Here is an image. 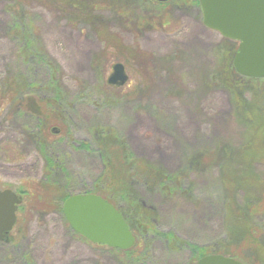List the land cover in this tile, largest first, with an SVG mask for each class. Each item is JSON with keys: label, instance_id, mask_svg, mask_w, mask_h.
Returning <instances> with one entry per match:
<instances>
[{"label": "rangeland", "instance_id": "obj_1", "mask_svg": "<svg viewBox=\"0 0 264 264\" xmlns=\"http://www.w3.org/2000/svg\"><path fill=\"white\" fill-rule=\"evenodd\" d=\"M10 1L0 0V82L19 73L24 75L32 68L29 63L20 61L17 44L7 37L10 18L6 6ZM26 11L40 37L43 56L48 58L52 71L58 74L67 91L76 93L84 89L82 85L97 84L92 59L103 45L95 32L87 26H73L60 14L36 4L26 7ZM172 14L169 28L151 27L138 35L128 30L122 32L111 21V29L121 35L123 44L148 53L156 66L145 68L152 75L151 83L145 87L146 71L137 62V65L134 62L124 65L122 58L115 56L105 62L102 73L106 81L116 63L124 65L129 81L116 91L115 95L122 100L115 108L98 112L92 103L78 101L74 115V121L80 125L74 139L76 146L79 140L86 138L90 124L104 122L125 139L135 157L174 173L185 166L187 157H199L204 149H213L220 143L241 145L243 130L233 119L228 93L219 86L211 90L201 88V77L212 66L211 48L220 42L221 35L208 29L203 17L201 19L195 11L179 9ZM167 56L176 59L170 67L172 74L162 69V59ZM46 69H37L43 83L47 79ZM14 111V105L1 104L0 191L28 193L22 196L23 208L18 211L22 231L19 233L18 227L11 242L0 241V264H129L124 259L132 257L133 253L86 241L66 224L61 214L43 204L40 206L36 199L41 197H31L44 180V164L25 141L23 129L31 123L29 117L15 118ZM58 129L52 125V132L56 130L52 140L59 143L55 145L60 151L72 152L68 167L80 178L72 186L75 195H83L80 193L86 187L91 188L99 174L100 162L83 150H72L70 142ZM64 138L66 142L62 141ZM255 168L257 176L264 180V162H258ZM188 180L193 188L190 200L176 197L164 202L156 195L147 199L156 205L158 229L175 232L195 245H208L222 236L217 171L193 173ZM42 211L44 214H40ZM189 256L187 250L168 249L161 239H155L145 261L148 264H187Z\"/></svg>", "mask_w": 264, "mask_h": 264}, {"label": "trees", "instance_id": "obj_2", "mask_svg": "<svg viewBox=\"0 0 264 264\" xmlns=\"http://www.w3.org/2000/svg\"><path fill=\"white\" fill-rule=\"evenodd\" d=\"M34 4L60 14L73 26H87L95 32L103 45L92 59L97 84L82 85L84 89L76 93L68 92L61 84L60 77L52 71L50 61L40 50V37L26 11V7ZM6 7L10 18L7 37L17 44L20 61L29 63L32 68L24 75L19 73L0 82V107L8 102L15 106V118L29 117L31 123L23 129L25 141L44 164V180L39 190L35 189L31 194V197L42 198L36 199L40 206L54 209L52 211L61 214L68 224L63 205L75 195L72 184L80 179L68 167L72 152L60 151L55 145L59 143L52 140L56 131L52 132V125H55L70 142L72 150H83L100 162L101 170L91 188L86 187L80 194L100 196L122 215L135 237L134 247L125 251L133 253L132 257L124 259L129 264H148L145 260L155 239H161L168 249L187 250L190 254L187 264H196L203 257L218 254L242 264H264V180L257 176L255 168L258 162H264V79L238 74L233 65L238 52L236 42L221 36L220 42L211 48L212 66L200 82L202 89L219 86L228 93L233 119L243 130L241 145L220 143L213 149H204L199 157H187L185 166L172 173L135 157L125 139L104 122L90 124L86 138L79 140L78 146L74 142L76 132L80 130V125L74 121L78 101L92 103L99 112L116 107L122 100L115 95L121 88L109 85L105 80L102 73L105 62L115 56L122 58L124 65L137 62L144 70L156 66L148 53L129 49L123 44L121 35L111 29V21L122 32L128 30L132 35L151 27L167 29L171 26L172 12L179 9L195 11L202 19L199 0H172L169 3L154 0H11ZM162 60V69L172 74L170 67L176 61L175 56ZM39 68H47L44 83L40 81ZM145 71L143 82L146 87L151 83L152 75ZM214 170L220 188L222 236L208 245L199 246L180 238L175 232L158 229L156 205L147 197L156 195L164 202L176 197L190 200L193 198L192 184L188 182L191 174ZM27 193L20 191L19 195ZM40 214H44L43 211Z\"/></svg>", "mask_w": 264, "mask_h": 264}, {"label": "water", "instance_id": "obj_3", "mask_svg": "<svg viewBox=\"0 0 264 264\" xmlns=\"http://www.w3.org/2000/svg\"><path fill=\"white\" fill-rule=\"evenodd\" d=\"M167 3L171 0H155ZM203 24L238 44L234 68L241 76L264 79V0H199ZM125 67L116 63L107 82L125 86ZM21 197L12 190L0 191V235L13 230L18 221ZM63 215L71 229L89 242L122 251L135 245V237L118 210L100 196L74 195L65 201ZM196 264H242L223 255H209Z\"/></svg>", "mask_w": 264, "mask_h": 264}, {"label": "flooded vegetation", "instance_id": "obj_4", "mask_svg": "<svg viewBox=\"0 0 264 264\" xmlns=\"http://www.w3.org/2000/svg\"><path fill=\"white\" fill-rule=\"evenodd\" d=\"M155 1V0H154ZM172 1V0H171ZM171 1H169V2H171ZM156 2V1H155ZM169 2H167V3H169ZM157 3H159V2H157ZM54 131V130H53ZM20 197H21V199H22V203L24 202L23 200V197L21 196V195H19ZM22 205V204H21ZM20 205V206H21ZM20 206H19V208H20ZM18 211H19V209H18ZM17 215H18V213H17ZM19 218H18V221H17V224L14 226V228H13V230L12 231H10L9 233H7V234H5L4 236L5 237H2L1 235H0V241H4V242H6V241H9V242H11L12 241V237H15L16 235H15V233H14V231L19 227ZM22 231V229H21V227H19L18 228V232L20 233ZM96 245H98V244H96ZM98 246H105V247H108V246H106V245H98ZM108 248H110V247H108ZM111 249H113V248H111Z\"/></svg>", "mask_w": 264, "mask_h": 264}]
</instances>
